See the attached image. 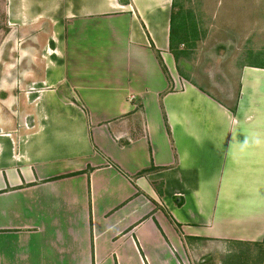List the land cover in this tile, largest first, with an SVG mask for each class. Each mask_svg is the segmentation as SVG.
<instances>
[{
  "label": "crops",
  "instance_id": "crops-1",
  "mask_svg": "<svg viewBox=\"0 0 264 264\" xmlns=\"http://www.w3.org/2000/svg\"><path fill=\"white\" fill-rule=\"evenodd\" d=\"M174 11L4 0L23 76L0 105V264H190L264 240V67L228 105L179 73Z\"/></svg>",
  "mask_w": 264,
  "mask_h": 264
},
{
  "label": "rangeland",
  "instance_id": "rangeland-1",
  "mask_svg": "<svg viewBox=\"0 0 264 264\" xmlns=\"http://www.w3.org/2000/svg\"><path fill=\"white\" fill-rule=\"evenodd\" d=\"M172 30L176 42L182 35L183 40L188 39L181 52L174 54L189 66L190 73L180 66L179 73L218 98L229 99L228 105L233 103L239 69L244 65L264 67V0H175ZM13 31L6 23L4 0H0V102L21 93L23 72L9 70L10 65L5 64L16 66L19 61L15 38L19 33ZM223 84L229 86L227 98L219 95ZM4 102L2 107L10 104ZM190 257V264H264V240L201 246Z\"/></svg>",
  "mask_w": 264,
  "mask_h": 264
},
{
  "label": "trees",
  "instance_id": "trees-1",
  "mask_svg": "<svg viewBox=\"0 0 264 264\" xmlns=\"http://www.w3.org/2000/svg\"><path fill=\"white\" fill-rule=\"evenodd\" d=\"M185 23H186V21L183 23V26H184ZM191 29L195 30V25H194V24L191 26ZM184 33H185V35H186L187 30L185 31V29H184ZM186 42H188L187 37H185V39L183 40V44H185ZM151 47H152V50H154V47H153V46H151ZM154 53H155V56H156V58H157V61H158L159 65H160V67H161V70L163 71V73L165 74L167 80L169 81V76H168L167 71H166V68H165V66H164V64H163V62H162V60H161V57H160L159 52H157L156 50H154ZM231 111L233 112L234 110L231 109ZM153 170H155V169L151 167V168L148 169V170H145V171L140 172V173L138 174V176L143 175V174H145V173H147V172H151V171H153ZM176 227L179 228L178 225H177Z\"/></svg>",
  "mask_w": 264,
  "mask_h": 264
}]
</instances>
